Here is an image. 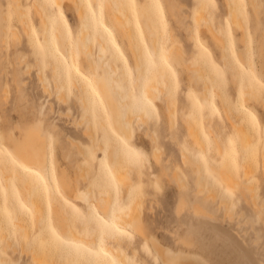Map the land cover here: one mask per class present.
<instances>
[{"label":"bare ground","instance_id":"1","mask_svg":"<svg viewBox=\"0 0 264 264\" xmlns=\"http://www.w3.org/2000/svg\"><path fill=\"white\" fill-rule=\"evenodd\" d=\"M71 1L73 2V6L75 7L76 12L78 13L79 18L81 20V26L80 29L77 31L76 35L73 36L71 33V24L67 18L64 7V4L66 3L65 0H31V6L35 10V15L40 17L39 26L42 31L41 37L38 38L37 32L32 27L31 30H29L30 28L27 30L29 31L28 34L31 33L32 35V37L31 35H29L32 38V40L31 38H29V40H31L32 43L35 45V48H37L36 50H39L40 53L42 54V56L41 54L40 55L36 54L38 57L40 56L41 59L40 58L39 59L42 63H40L39 60H36V62L38 61L43 67L44 61H47L46 64L51 69L52 74L51 72L50 74L53 76L52 78L55 79L53 82L56 85L55 87L53 86L54 90L57 87L56 88L57 91L55 92H57L58 95H56V97L59 96L61 101H63L64 103L65 101L67 102L68 100L67 98H69V95L72 94L74 96L75 103L77 104L76 108H79V110L81 111L80 113L82 114V117L85 120V121L82 120V117H80L82 122H80L79 120L77 122L81 124L85 122V124H83V126L84 125L85 126L83 127L82 132L84 136H86V142L85 143L82 142V144L84 143L86 146L82 151L83 152V157L81 159L82 162L81 163L79 162L80 164L79 163L73 164V162L77 163L76 160L77 157H75L74 155H72L73 156L72 158L74 157L75 158L71 159L70 162L71 157L68 158L67 156L69 155L71 156L72 153L70 154L67 151L69 149L68 148L69 144L70 146L71 144L72 146L75 145L74 139H72L70 135H68L67 138L66 136L67 134L64 133V131H62L63 129L62 130L59 129V126L55 125L53 133L52 135H50V133L43 126L41 118H36L34 116L35 118L32 117L31 120L27 119L23 123H18L15 124V126L12 125L11 127H7L2 123L1 121L2 118L0 117V172L2 174L1 177L4 178V180L6 181V185L8 184V189H9V194L6 201H4L3 195L0 194V246L2 245L6 246L5 249L11 248L12 244L9 238L12 236H17L19 240H22L20 241L22 245V251H24L26 248L28 249V250L26 249L27 251L32 250V249L29 250V248H33L31 247L33 239H36L39 242L38 244L41 245L40 247L44 249L47 248L45 247L47 245L48 251L45 250L44 251L45 254H40L42 252L40 251L39 253L40 255L38 256V254L34 253L35 251L38 252L37 250L38 248H35L37 244L33 243V245L36 244L33 248L36 250L34 252L32 250L31 259H30L31 264H111L112 262H114L115 264H130L129 261L126 259V256L122 253L121 249L119 248L114 249L113 247L103 248L102 246L104 244V238H110L114 240V242H116L117 244H120L123 237L129 236V234L126 231V228H129L149 242L153 250V253H155L160 264H168L169 261H174L175 264H212L207 257H205L203 254L198 253L197 251H192V249L187 250L180 247L178 248L171 247L167 244H163V242H161L156 235L147 233L149 222L146 219L147 216L145 217L144 215L145 211H143V208L145 206L143 207V205L146 200V197H148V195L150 194H148L147 191L148 189L147 190L143 189V187L145 186V182L141 179L142 172L140 171L139 164H134L130 162L127 156L129 150L140 153L139 152L140 150L137 149L135 142V139L140 136L139 135L140 131L136 130V126H134V122H136V124L139 125L138 128L142 127L141 130L145 132V135L151 137L152 157L155 159V163L159 164L163 162L162 160L164 159H161L163 157H161L162 155H160L163 153V150L160 147L162 145L158 144L160 147V153H159V150L156 147V143L158 142H156L157 138L155 134L157 132L154 129L155 130L154 132L156 133L152 134L153 129L152 130L150 129L152 128V126H151V116L149 112L151 110L156 111L159 108L155 96L159 98L157 94L160 93L161 101L167 104L166 106L167 111L168 109H170L169 110L170 112L168 111L169 113L168 112L167 113L170 114L169 116L174 115L172 113L173 111H171V108L172 110L174 108V110L176 111L175 108L176 106L175 107L172 106V104L174 105V103H172L171 92L173 91L174 84L176 83V70L173 68L172 62L174 64L176 59H181L183 62L184 59L187 58V55L188 54L190 55L191 53L186 52L187 55H184L185 52L184 51L182 52V49L176 44V41L174 39V37L176 38V36L173 33H171L172 30L171 29L166 30L162 26V23L157 22L155 14H157L163 19L165 13L164 10L166 11V7L164 6L163 2H161L160 0H153L152 2L153 7L155 4H159L161 6L159 10H157L156 8L154 9L156 10L155 14H153L151 10H149L145 5L146 0H143V2L142 0H135L137 3V8L135 9V16H133V12L131 9L121 7V5L127 3V0H95L98 2V5L103 4L105 7V12L107 17H105L104 15V7H103L102 23L104 27H107L109 29L111 35H109V32H106L104 30V27L100 26L101 9L99 7L97 11L98 12L97 27L92 22L93 17H91L88 8V5L93 6V2L91 0H71ZM103 1H105V3ZM169 1L170 0H168V3H170L169 8L170 10H173L174 8L173 3L177 2V0H175L174 2L172 1L173 3ZM178 1L179 2L176 5L180 6L181 1L180 0ZM16 2L17 1H15V4L17 5L16 9H18L19 11L21 9V11H23V16L24 15L27 16L26 14L27 12L24 13L26 7L24 8L25 10L24 9L22 10L23 7L20 8V5L22 3L18 4ZM21 2L24 1L21 0ZM49 2L52 3L51 5L53 4L56 5L59 14V20L65 27L66 31L63 30L62 27L50 17V14L47 9V6L50 4ZM197 2H198V7L200 8L202 7V9L204 10L206 9L205 11H207L208 8L211 11H213L208 6L206 0H197ZM228 2H227L228 5L227 8H229L228 13L231 14V16L227 13L228 17L222 23H218L217 21L214 22L215 20L213 21V17H206L209 15L204 16L206 12H202L201 14L204 13V15L200 14L199 16V14H197L196 11L194 10L197 5L195 6V8H193L194 10L193 14L196 13L197 18L192 17L190 19L191 20L196 19L197 20L196 22H198V24L196 23V26H194L193 29V27L191 28L192 25L189 22L188 26L190 28L188 27V30L190 29L193 31L192 33V31L189 30L192 33V36L194 35V40L196 44L200 46L201 49L204 51V53H200L198 51L196 52L194 49H191L195 51L193 56L194 58L193 61L194 62L196 61L198 64L199 61H203V64L204 63L206 64L207 62V64H209L208 66L210 65L212 66V67L210 66L209 68L211 71L217 69L219 72L221 71V69L218 68L222 66L223 67V68L221 67L222 69H228L227 71L230 72V75L232 77L230 83L234 82L235 84L233 83L232 84L236 85L237 88V89L234 88L236 89L235 92L238 91L236 94L237 95L236 100L234 102L230 100L231 98L227 94L228 92L227 91H226L227 93L225 92V90L227 89L220 91L221 93L219 92L217 95L220 94L219 95L221 97L220 100L223 99V102H225V107L223 108L227 110L228 116L230 115L231 117L234 118L232 119L229 116L241 136V140H237L241 143V146L243 147L241 148L244 150H248V152H252L249 151V146H251L250 150H252V147L253 149L256 150L255 151L256 154L258 153L259 157L262 158L261 166L263 167V173H264V142L262 143L259 141L261 146H257L258 142L255 141L254 143L253 141L254 137H256L257 135V128L253 124V122L259 124L260 119L256 114V112L249 105L250 104L249 100L252 99L251 100L252 102L255 101V103L257 102V104L259 105L260 103H262V106H264L263 104L264 97H261L260 95L261 90L264 89V82L261 80V78H259V74H258L259 69L257 66L256 59L254 57L251 41L248 36L249 20L246 18L245 20L243 18V7H242V5L245 4L248 5V3L251 4L252 6L255 20H257L259 26V29L257 26L255 27L254 30L256 29L259 30L260 31L259 35L262 36V38L260 39L263 43V47H261L262 56H263L264 55V1L244 0L243 2V0H228ZM194 3H193V7H194ZM1 4L2 3H0V20L3 22V20L5 21L8 18L3 19L1 17L3 16V10H5V9H1ZM179 8H180L179 10H182L181 7ZM173 11L174 13L176 12L175 10ZM19 13L20 12L17 13L18 17L20 16ZM187 14L185 16H188ZM196 14H194L193 16H195ZM212 14L210 15L212 16ZM6 15L7 14H5L4 16ZM219 15L220 14H218V16L216 15L215 17H218L217 19H219ZM23 16L21 14V17ZM26 16H24L23 18L19 17L20 18L19 20L20 21L21 19L23 20ZM25 19L28 22V18ZM137 19L139 21V29H137L136 26ZM252 21L254 24V20ZM2 22L0 23V33L4 34L2 30L5 31L9 28L11 29V31H13L12 34H14L16 37L21 35V34L19 35V33L16 34L18 30L17 28L13 27L14 24L7 23L5 24L6 25L5 26L4 24H2ZM7 22H9V20H7ZM22 24H24L23 25L24 28H28L25 20ZM238 30L242 33L241 35H239L240 38L246 39L245 61L247 63L248 75H250L251 77L250 80L248 79L247 73L245 72L243 62H241V60L238 58V53L235 50L236 46H235L234 36L235 37L237 36L236 33ZM7 31H9L10 33V30ZM7 31H5V34H8ZM118 32H120L127 40L130 52L132 54L133 64L131 62L130 57H127L123 47L121 46L118 37ZM207 32L210 33V36L213 39L214 43L221 49L220 52L222 58L221 60L224 61L223 65L221 66H219V63L217 62L214 55L211 57L209 56V54L205 53L208 51V47L205 45L204 40H202L203 38H200V36H207ZM2 34L0 35V40L3 39V42L1 41L0 42L3 43L2 46H4V42L6 40H4ZM192 36H190V38ZM19 38H20L19 40L20 42L21 36ZM92 42L93 45L91 46L94 47L95 45L94 42H96V44L99 46L97 47V49L101 50L97 52L98 56L100 53V56L99 57L97 56L98 58L94 56L96 55L94 54L96 53V51H94L95 48L93 49V47H90V44H92ZM32 43H30V45ZM25 54H24L25 57L24 56L23 57L26 59L28 58V56ZM21 55L22 54H20V56ZM35 56L33 55V57ZM189 57L190 56H188V59ZM18 58L20 57L17 56V59ZM29 59L33 62L35 61L36 57L35 59L33 58L34 60H32L31 58ZM193 61L192 63L188 62L189 66L193 64ZM237 61L239 63H237ZM24 63L25 60L23 61V63L21 62L20 65ZM39 63L38 64L31 63L33 69H36L34 66L40 65ZM197 63H195V65ZM27 64H29V62ZM205 64L204 67H206ZM31 65L29 66L30 68L32 67ZM41 65L40 67L38 66L36 67L41 68ZM85 65H87V67H85ZM241 65L243 66V68H241ZM189 66H187V68ZM200 66L201 67H199L198 69L196 68L194 70V66L192 65L190 67H192L193 69L192 68L188 69L189 72L190 71L192 72L190 73V75L192 74L191 78L192 79L193 77L195 78L194 83H199L198 85H201L200 82H196V81L198 80L200 81L204 78L202 82L204 84V88L202 86L203 84L201 85L202 86L201 88L204 90L201 91L199 86L197 87L200 89L201 95L198 94L200 92L197 93L194 91L195 92L194 102L196 103V107L198 108V110L201 111L200 108L202 107L200 106V102H202V100L208 101L209 102L208 104L211 107V111L214 112L216 111L215 109H217L216 93L218 92L217 91L218 88L216 87L217 88L216 92L215 89L213 88H215V85L217 83L215 85L213 83L212 85L209 83L212 86V88L210 87L211 89L208 86H206L208 85L207 83L209 82V80L211 82L210 78H212L213 76L212 77L208 76L210 78L206 79L208 75L206 73L207 71H205L206 69L203 68L202 65ZM29 67H27V70ZM42 69L41 71H44V69L43 70ZM2 70L3 69H1V73ZM210 70H209L210 74L211 73L213 74V72H211ZM215 73L217 72H214L213 75L216 76ZM17 74L20 75L21 71L20 72L18 71ZM41 74H43V72L40 73L37 71V75L39 76L38 79H40ZM219 74L220 73H218V75ZM218 75L217 78L215 79H218ZM17 78L22 79L20 76H17ZM22 80H18V82L20 83ZM205 80H208V82ZM218 81L219 83L221 82V80ZM224 81L226 80L224 79ZM44 82L41 83L43 85V86L41 85V87H44L45 85L44 89L48 90L49 92L51 88H49L48 86L47 89L46 88L47 81L45 84ZM156 82H158L157 84L160 83L161 87L158 88L157 87L158 85L156 86ZM20 85L22 86L21 83ZM224 85H225L224 87L222 85L221 86L223 88H227L226 84ZM195 86H197V84H195ZM221 86H219V89H221L220 88ZM0 87L2 88V86ZM207 87L209 88V90H207ZM1 88L0 91L2 90ZM19 88L23 89L22 87ZM93 89L95 91H93ZM64 91L66 92L63 93ZM196 91H198V89ZM22 92L19 91L20 95ZM191 92H192L191 94H193V91ZM155 93L157 94L155 95ZM49 94L51 95L52 93ZM181 95L182 98H184L183 97L184 94L182 93ZM1 98L3 100V97ZM230 101L233 102L232 104L233 106L231 107H229L232 103ZM24 102L22 101V103ZM67 103H69V101ZM182 104L183 107L184 103ZM168 105H170L171 108H169ZM186 105L188 106L187 102L184 108L186 107ZM226 105L229 107V109L226 107ZM51 106H52L51 109L52 111L54 110L53 109L54 106L52 102H51ZM61 107H63V105ZM232 107H234V109ZM25 108L27 107L24 106L23 109L25 110ZM63 109L64 108H62V111ZM195 109L196 108H194V110ZM235 110L236 113L234 114ZM189 111L191 113V110ZM31 112H35V111L31 110ZM66 112L69 113L70 111H68L67 109ZM178 112L181 113L182 109L181 111ZM71 113L72 112H70V114ZM181 114L180 117L182 116L184 118L185 114H183L184 116ZM213 114H212L211 124H209V126L211 125L212 128L215 126L214 128L215 131L212 128H209V130L212 129L209 132H213V131L215 132L214 133L215 135H213L215 139L214 149L211 148L210 140L203 142L205 139L206 140L208 139L206 137L205 138L202 137L204 136V134L200 132L202 136L196 135L198 134L197 129L198 128L200 129L201 127H197V128L194 127L196 126L195 124H197L198 122L201 123V120L199 121V119H197L198 115L195 114L194 112V114L192 113V115L193 116L197 115L196 116L197 118L194 119L195 117L194 118H192L191 116L190 117L192 118V121L194 119V122L197 123L195 124L193 123L195 126L191 124V129H192L191 132L194 131L193 129H195V132L196 131L197 132L196 134H194V132L190 133L189 131L190 129H188L189 134H187V140L189 141V144L192 145V148H189L185 142L179 141L180 146L178 145L179 146L178 150L179 149L181 150L180 163L177 162L176 164H174L176 167L173 170H171L172 168L170 169L168 167V164H166L167 166H165L163 163L161 165L162 169L166 170L162 174L169 176V180L170 178L174 179L175 182H173L172 180L174 184H176L177 181L179 185L178 188L179 189L181 188V198L178 204V211L180 209H190L196 215L213 217V214L215 215L216 212L215 209L217 208L210 207V203H211L210 199L214 198L215 196H219L220 201L219 200L218 201L220 203V206L225 207V209L228 212L232 210L231 209L233 207L232 203L236 204L240 199H242V201H244L248 206H250L252 210L257 214V216L260 217L261 220L264 222V198L261 197L257 191H255L254 189L255 187H253V183L255 182V180L254 179L251 180L253 183L249 181L251 182L250 185L252 184V186H249L248 183L246 184L245 182H243L244 178L243 179L240 178L238 172L242 170L238 171L236 169L238 172L234 170L233 168L234 163L233 164L229 163L231 165L232 168L231 169L230 166L229 167L228 165L225 166L226 164L224 165L221 162L222 161L221 159L223 157V160L225 159L224 160L225 163H228L227 162L228 160H226V157L228 156L225 157L224 154L225 153L227 154L229 152V148H228L229 144L227 146L226 142L228 140L225 142L224 140L227 138L225 135L221 133L223 130L221 127L222 126L221 122H219V119L217 117L216 120H218V123L216 121H213V116H214ZM237 114L238 115L240 114L239 122L235 121L236 120L235 117H238ZM25 115L27 116V114ZM61 115L63 116V114ZM206 115L207 114H204L202 118H204V116ZM210 115L211 114H209L208 116L211 118ZM67 116L68 117L65 116V118L68 119L71 118L69 117V115ZM166 117H168L167 114ZM182 117L180 119L183 120ZM190 117L189 120H191ZM172 118L173 116L170 118L173 122ZM185 119L188 120V118ZM175 120L178 119L174 117V122ZM187 120H183V121H186L184 123L187 124L189 123L190 125V123L192 122H189V120L188 121ZM209 120H204L207 121V124H203V126L204 125L208 126ZM73 122L71 121V125ZM174 122L172 123L173 124L172 127H174ZM74 123H76V121ZM77 123H76V127H79L78 126L79 124ZM200 123H198V126ZM33 124H39L41 126V131L35 134L28 135L26 133H21V131L19 130L20 127H23L25 129L30 128ZM243 126L244 127L247 126L250 131H248L247 128L246 130ZM186 127L190 128V126H186ZM11 128H17V131L13 133L12 136H7L3 134L6 129H11ZM204 130L205 133L206 131L208 132V129L206 130L205 128ZM251 130L252 131L255 130V132H251ZM69 136L71 139H69ZM201 137L204 138V140L201 139ZM56 141L58 142V146L61 149L63 156L67 158V160L71 163L73 168H75L76 176L74 177L71 176L70 171L67 170L66 168L61 170V174L58 176L54 166L55 164L54 151L55 149H57ZM177 141L176 143H178ZM78 142L79 141H76L75 143ZM176 143H173V145ZM77 145L79 147L81 143ZM78 147H75L76 150ZM87 147H89L90 151L88 150ZM232 149L234 151L238 150L236 143L232 144ZM172 150H174V146ZM70 151L71 152L73 151L72 147ZM8 153L12 154L11 158L8 156ZM77 153H79V149ZM238 153L239 151H237L236 154L238 155ZM243 153L245 154H243V156H240L242 157V159L241 158L239 159L241 161L240 163H242L245 160L243 158L244 155L247 154L246 151ZM100 154H102V158L99 160L98 156ZM75 155L78 154L75 153ZM91 155L93 156V158H91ZM171 155L174 156V161H175L176 155L174 154ZM231 156L229 162L232 163L233 161H231L232 159ZM234 156L235 158H237V156L233 154V158ZM255 157L256 156H254L253 159L251 158V156L250 158L249 157H245V158L254 160ZM94 158H96L97 161H101L106 175V178L104 179L103 178L97 179V193H94L91 187V182L90 183L87 182L88 179L85 178L88 176V171L91 170L89 168V163H92V160L95 161ZM168 159L169 157L167 158V160ZM13 160H15L16 162L13 163L12 162ZM168 161L171 162L170 159ZM244 163H248V162L246 161ZM21 164L23 165V168L19 166ZM45 165H47L48 167V178L51 182V190L47 189L46 177L42 172V168ZM243 165L246 168V165L243 163L241 167ZM186 167L192 170L193 180L195 181L194 183H196L195 189L194 186L192 188L194 189V191L192 190L193 194L195 195L194 200L189 199L188 196H185L186 194L184 195L185 193L184 191L187 190V187L190 186L189 182H185L187 181L185 174ZM251 167H253V165ZM25 169H29L30 171H25ZM244 171L245 169H243L242 174L245 173L243 174L245 176L248 171L246 172ZM37 172L39 173V176H36ZM249 174H250V170L246 176H248ZM14 175H16L17 180L22 184L21 194L17 193V191H13L14 190L13 187L16 186L15 184L16 179H13ZM81 178H85L86 182L88 183L85 185V187L84 184L82 186L81 180L83 179ZM85 179L83 180L84 182ZM117 183H121L124 187L123 196L125 200L124 203L122 204L119 203L115 195V186H117ZM187 184L188 186L186 187ZM252 189H254L255 192ZM234 190L237 191L241 190L240 191L241 195L239 194L240 196L238 197V199L233 198V195L231 194L234 193L233 192ZM63 191L68 192L69 196L64 195ZM225 192L229 194V197L230 195H232V197H230L231 199L227 197L228 195H225ZM224 196H226L228 199ZM66 202L70 205L87 204L88 208H86V210L89 211L90 215L97 214L99 222L96 225V227L94 229L85 228V225L88 224L80 222L77 219V213L75 210H71V214L68 211H66L65 209V206L67 205ZM95 209H99L102 213L106 214L107 218H105L101 214H98L95 211ZM53 210H54L53 217L55 218V221L57 223L54 225L50 221L51 220L50 211ZM231 217H233V215ZM33 219L36 224L35 228H39L37 233L36 231L32 233L31 224L33 222ZM104 221H108L109 225L115 222L117 228H119V231H115L114 229L103 223ZM93 224H95V222ZM54 226H60V228L62 229L61 234L60 232H56L52 230ZM77 226H83L82 232L78 231ZM53 232L55 233V235L53 234ZM57 236H59L62 241H66L68 243H62L61 240H57L56 239ZM189 236H191V234L189 235L186 234V236L177 235V238L180 242H183L184 244H188L189 242H192V238ZM28 239L32 240L31 243H29L30 241ZM13 240H11L12 243ZM80 241L83 243H87L88 245H91L92 248L90 249L87 248V246L83 245L82 243L80 244ZM58 243L63 245L65 251L58 248ZM42 244L44 245V247ZM13 246L15 247L16 245ZM13 248H12L13 252L16 249H18L17 247H15L16 249L14 248L15 250ZM82 255H86L90 257L88 260H85V262H82V260L80 259ZM0 259L4 261H8L6 258H2L1 254H0Z\"/></svg>","mask_w":264,"mask_h":264},{"label":"rangeland","instance_id":"2","mask_svg":"<svg viewBox=\"0 0 264 264\" xmlns=\"http://www.w3.org/2000/svg\"><path fill=\"white\" fill-rule=\"evenodd\" d=\"M10 1H11V4H10ZM15 1H17L16 3H18V4L22 3L20 5V8L23 7L22 10L26 7V10L24 9L25 10L24 13L27 12L26 13L27 16L26 15H24V16H26L25 18H28V22H30V23H28L25 18L23 20L21 19V21L19 20L20 18L24 17L23 11H21V9H20V11L18 9H16L17 5L15 4ZM19 1H20V3H19ZM22 1H24L25 3L21 2V0H0V3H2L1 9L6 10V11L3 10V16H1V17L3 19L8 18L5 21L2 19L4 23L1 20L0 21L4 25L7 23L14 24V26L13 25L12 26L14 28H17V30H18V32L16 34H18V33H19V35L21 34L20 35L21 41L19 42L20 36H17L18 37L17 38L14 34H12L13 31H11V29H9L8 27H7L8 29L7 28H5V29L10 30V33L7 30H5V31H7L8 34H5L4 30H2V32L4 34L0 33V35L2 34L4 40H6L4 42V46H2L3 43H1V42H3V39L0 40L1 41L0 42V44H1L0 45V73H1V69H3L2 73L0 74L1 75L0 86H2V88L0 87L2 89L1 90L2 92L0 91V99H1L0 100V115H1L0 117L2 118L1 121L7 127H11L12 125L15 126V124L23 123L27 119L31 120L32 117L33 118H35V117L41 118L43 126L50 133V135H52V133H53L54 126L55 125L59 126V129H61V130L63 129L62 131H64V133L67 134V135L64 134L67 136V138H68V135H70L71 138L74 139V144H75L74 146L75 147H78L77 144L81 143V145H79L77 150L74 146H72V144H71V146L69 144V147L67 146L70 150H71V147L73 149L72 152L69 149L67 151L70 154L72 153L71 156L70 155L67 156L68 158L71 157L70 162H71V159H74L75 157H77L78 158V159L76 158L77 163L73 162V164H78L79 162L81 163L82 162L81 159L83 157L82 151L86 146L84 144L86 142V136H84V134L82 132L83 127L85 126V125L83 126V124H85V122H84L85 120L82 117V114L80 113L81 111L79 110V108H76L77 104L75 103V99H74V96L72 94H70L72 96L69 95V98H67L68 100L65 98L67 100V102L69 101V103H67L64 100L68 105L65 102L63 103V101H61L59 96H57L59 98V100L56 97V95H58V93L55 92V91H57L56 90L57 87L54 90V87L56 85L53 82L55 79L52 78L53 76L51 75L52 74L51 69H50V67L47 66V64H46L47 61H44L43 67L40 64V63H42L40 61L41 58H40V56L38 57L37 55H40L41 53L39 50H36L37 48H35V45L31 41L32 35H31V33L28 34L29 31L27 30L29 28H30L29 30H31V27H32L37 32L38 38H40L41 34H42V31H41L40 26H39L40 17L35 15V10L31 6V0H22ZM91 1L93 2V6H92L91 11H94L97 13V17L93 18L92 22L97 27V25H98V12H97L98 11V2L95 0H91ZM160 1L163 2L164 6L166 7V11L164 10L165 13H164L163 19L160 16H158L157 14H155L156 13V10H154L155 7L152 6L153 0H146L145 5L147 6V8L149 10H151V12L153 14L156 15V20L158 23H162V26L166 30H169V29L172 30L171 33H173L176 36V38L174 37L176 44L182 49V52L183 51L185 52L184 55H187L186 52L191 53L190 55L189 54L187 55L186 59H184V61L187 60V61H185L186 63L184 61L182 62L181 59H176L174 64L172 62L173 68L176 70V83L174 84L173 91L171 92L172 103H174V105L172 103L171 104L173 107L176 106L175 107L176 111L174 110V108L172 110V108L170 106L171 104L168 106H169V108H171V111H173L172 113L175 115V116L172 115L173 116V118H172L173 122H174V117H176V119H178V120H175L174 127H172L173 122L170 119L172 116H169L170 114H168L170 112L169 111L170 109H168V111H169L168 112L167 107H166L167 104L164 103L163 101H161V99H160V93H158V92H157L158 94L155 93V95L157 94L159 97V98H157V96H155L156 101L159 105V108L157 109L158 111L157 110L156 111L151 110L149 112V114L151 116V126H152V128H150V129L151 130L153 129L152 134L157 132L155 134L156 138H157L156 142H158V143H156V147L158 148L159 153H160V147L162 148L163 153L161 152L162 154H160V155H162L161 157H163V158H161V159L166 160V161L162 160L163 161L162 163L165 166H167L166 164H168V167L170 169L172 168L171 170H173L176 167L174 164H176L177 162L180 163V160H181V150L180 149H179L180 151L178 150V148L180 146V142L183 141L187 144V146L189 148H192V145L189 144V141L187 140V134H189L188 129H190L189 130L190 133L194 132V134H196V132L198 131V134H196V135L202 136V134H204V136H202V137H204V138L206 137L208 139L204 140V138H202V137H201V139L204 140L203 142L210 140L211 148L214 149L215 139H214L213 135H215L214 134L215 133L214 132L215 126L213 128L211 127V125L209 126V124H211L212 114L214 113L213 114L214 115L213 121H216L218 123V120H216L218 118L219 122H221V125H222L221 127L223 129L221 133L223 135H225L227 138V139L223 138V139H225L224 141L225 142L227 140L229 141V142L227 141L226 143H227V146L229 144L228 148H229V152H231V153H229L228 151H226L228 153L224 154L225 157L228 156V157H226V160H228L227 161L228 163H225V161H224L225 159L223 160V157L221 159V156H220V159L222 160L221 161L222 164H224V165L226 164L225 166L228 165V167L230 166V168H231L230 164L234 163L235 167H236L235 168L234 164H233L234 170H236V169L238 171L242 170L239 172L237 170L236 171L239 173L241 179L244 178L243 182H245L246 184L248 183L249 186H252V184L250 185V183L252 182L251 180L254 179L255 182L254 183L252 182V183H253V187H255L254 188L255 191H257L260 194V196L264 198V173H263V167L261 166L262 165V158L259 157L258 153L256 154V152H255L256 150L253 149V147H252V150H250L251 146H249V151H252V152H248V150L242 149L243 147L241 146V143L239 141H237V140H241V136H240L239 132L237 131L236 126L234 125L233 121L230 119L231 116L229 115L230 116L229 117L227 110H225V108H223V107H225V102H223V99H221L222 101L220 100V98H221L219 96L220 94L217 95L220 91L227 89V90H225V92L226 91L228 92V93L227 92L226 93L231 98L230 100H232L234 102L236 100V97H237L236 94L238 91L235 92L237 89L236 85H233L235 83L234 82H232L233 84L230 83L232 77L230 75V72L227 71L228 69H222L223 67L221 65H223L224 61L221 60L222 59L221 53H220L221 49L214 43L209 32H207V36H200V38H203L202 40H204L205 45L208 47V51L205 53L209 54V56H211V57L214 55L217 62L219 63V66H221L222 68L221 67L218 68V69H221V71H219V72L217 69H215L216 71L215 70L211 71L209 69L211 65L208 66L209 64H207V62H206V64L204 63L206 67H204L203 61H199V64L202 65V67L206 69L205 71H207L206 73L208 75H207L206 79L213 76L212 77L213 79L210 78L211 82L209 79H208L209 82H208V80H205L208 82L207 83L208 85H206V86H208L209 88L210 87L212 88V86H211L212 83L214 85L217 83L216 85H218V86L215 85V88H213V89H215V92L218 88V90H217L218 92L216 93V98H217V103H216L217 109H215L216 111L212 112L211 107L208 104L209 102L204 101V100H202V102H200V106L202 107V108H200L201 111L198 110V108L196 107V103L194 102V100H195L194 93L200 92L198 94L201 95V91L204 90L201 88L202 86L204 88V84L202 83L204 78L200 81L199 80L196 81V82H200L201 85L203 84L202 86L198 85L199 83H194L195 78L194 77H193V79L191 78L192 74L190 75V73H192V72L191 71L189 72V70H188V69L192 68V67H190L192 65L194 66V70L196 68L198 69L199 67H201L196 61L195 62L193 61L194 60L193 56H194L195 51L196 52L198 51L200 53H204V51L201 49V47L196 44V42L194 40V35L192 36L193 31L189 29L190 31H192V33H191L188 30L189 22L192 25L191 28L193 27V29H194V26H196V23L198 24V22H196L197 21L196 19L191 20L190 18H192V17L197 18V14H199V16H200V14L202 12H206L205 15H204V13L201 15H204V16L209 15L206 17H213V21L215 20L214 22L217 21L218 23H222L228 17V14H229L228 13L229 8H227L228 0H227V2H226V0H206V2L208 3V6L215 12L211 11L209 8L207 9V11H205L206 9L204 10V9H202V7L201 8L198 7L197 0H180L181 1L180 3L182 6L176 5L179 2L178 0H177V2H174L175 0H170L169 2H172V1L174 2V3L173 2L172 3L174 4L173 10L176 11L175 13L173 10H170V8H169L170 3H168V0H160ZM194 1H195V3H194ZM65 2L66 3L64 4V7H65L66 15H67V18L71 24V33L74 36V35H76L77 31L80 29L81 20L79 18L78 13L76 12L75 7L73 6V2L71 0H65ZM103 2L105 3V1H103ZM142 2H143V0H142ZM192 2L194 3V7H193ZM243 2H244V0H243ZM135 3H136V1H135ZM51 4L52 3H50L47 6L50 17L55 22H57L62 27L63 30L66 31L65 27L63 26V24L59 20V14H58L57 8L52 7ZM2 5H3V8H2ZM9 5H11L12 7L9 8ZM136 5H137V3H136ZM183 6H185V7H183ZM195 6H196V8H195ZM179 7H181L182 10H179L180 9ZM197 7H198V9H197ZM242 7H243V18L244 19L246 18L249 20L248 36H249V39L251 41V46H252V49L254 52V57L256 59L257 66L259 69L258 70L259 78H261V80L264 82V55L262 56V51H261V47H263V43L260 39V38H262V36L259 35V33H260L259 30H257V29L254 30L255 27L258 26V22H257V20H255L254 11L252 9L251 4L248 3V5L247 4L242 5ZM193 8H195L194 10L197 13V14L194 13V14H196L195 16H193L194 15L193 14V12H194ZM245 8H246V11H245ZM17 10L20 13L22 12L21 14L23 17H21L20 13H19L20 18L18 17ZM202 10H204V11H202ZM208 11H209V14H208ZM245 12H246L247 16H246ZM4 13L7 15L4 16L5 15ZM128 13H130V12H128ZM214 13L217 16H218V14H220L219 19H217L218 17H215L216 15ZM186 14L188 16L190 14V16L189 17L185 16ZM210 14H212V16ZM104 15H105V17H107L106 12H105V7H104ZM173 15H175V16H173ZM229 15L231 16V14H229ZM241 18H242V16H241ZM7 20H9V22H7ZM24 20L26 21V25L28 26V28H24V26H23L24 24H22L24 22ZM252 20H254V24H253ZM185 23H186V25H185ZM28 24H30V25H28ZM258 29H259V26H258ZM241 34L242 33L238 30L236 33L237 36L236 37L234 36V41H235V46H236L235 50L238 53V58L241 60V62H243L245 72L247 73L248 79L250 80L251 77H250V75H248L247 63L245 61L246 60V39L240 38L239 35H241ZM29 35H31V37ZM2 36H1V38H2ZM4 36H7V37H4ZM190 36H192V37L190 38ZM118 37H119L121 46L123 47L127 57H130L131 62L133 64L132 54L130 52L126 38H124V36L120 32H118ZM29 38H31V40H29ZM14 40H17V41H14ZM16 42H18V43H16ZM30 43H32V44L30 45ZM94 44H95L94 47L91 46V45H93V42H92V44H90V47H93V49L95 48L94 51H96V53H94V52L93 53L96 54L94 56L96 58H98L100 56V53L98 56L97 52L101 51V50L97 49V47H99V46L96 44V42H94ZM33 45H34V47H33ZM27 48H29V49H27ZM185 49H186V51H185ZM187 49H189V50H187ZM191 49H194L195 51L191 50ZM32 51L33 52L35 51L34 54ZM192 53H193V55H192ZM20 54H22V55L20 56ZM24 54L27 55L28 58L25 59ZM33 55L34 56L36 55L35 56L36 59H35V57H33ZM101 55H103V54H101ZM17 56H19L22 59H20V58L17 59ZM41 56H42V54H41ZM188 56H190L189 59L192 56L191 59L193 61V64L190 66H189L188 62L192 63V61H191V59L190 60L188 59ZM184 57H186V56H184ZM29 58H31L32 60L35 59V61L32 62ZM23 59L25 60V63L20 65L21 62L23 63V61H24ZM28 60H30L31 62ZM36 60H39L40 63L38 61L36 62ZM180 60H181V62H180ZM28 62L30 65H31V63L32 64H36V63L38 64L39 63L41 65V68H38V67H40V65H35L34 67L36 69H33L32 65H31L32 67L30 68L29 67L30 65L27 64ZM195 63H197L196 64L197 66L195 65ZM36 66H38V67H36ZM187 66H189V67L187 68ZM27 67H29L28 70H27ZM85 67H87V65H85ZM224 67H225V65H224ZM42 68L44 69V71H41ZM18 69H21V70H18ZM17 70L19 72L21 71L20 75H18L19 73L17 74V72H18ZM209 70L211 72H213V74H214V72H217V73H215L216 76L213 75L212 73L210 74ZM37 71L40 73L43 72V74H41V77L43 76L42 79L40 77L41 80L38 79L39 76L37 75ZM50 72H51V74H50ZM218 73H220L221 75L220 74L218 75ZM16 75L20 76L24 80L17 78ZM217 75H218V79H215V78H217ZM208 76H210V77H208ZM219 77H220V79H219ZM51 79H53V80H51ZM224 79L226 81H224ZM18 80L23 81V83H22V81L20 82L22 84V86L20 85ZM44 80H45V82H44ZM214 80H216V81L221 80V82L219 83V81L216 82ZM41 81L44 82V84L47 81L46 88L48 89V86H49V88H51L52 91L49 89L50 91L48 92V90L44 89L45 85H44V87H41V85H42ZM190 81H192V82H190ZM222 81H224L225 83ZM226 82L229 84H227ZM157 83L158 82H156V86L158 85L157 86L158 88L161 87L160 83L159 84H157ZM195 84H197V86H195ZM219 84H221L223 87L225 86L224 84H226L227 88H223ZM198 86L201 89V91L199 88H197ZM219 86H221L220 87L221 89H219ZM19 87H22L23 89H20ZM208 87H207V90H209ZM234 88H236V89H234ZM43 89L46 92H44ZM197 89H198V91H196ZM22 90H23V92H22ZM19 91L22 92L21 93L22 96L20 95ZM191 91H193V94H191L192 93ZM54 92H55V94H54ZM65 92L66 91H64L63 93H65ZM49 93H52L51 94L52 96ZM182 93L184 94L183 97L186 100L184 98H182V95H181ZM179 94L181 97L179 96ZM202 94H203V92H202ZM260 95H261V97H264V89L261 90ZM1 97H3V100ZM6 97H7V99H6ZM24 97H25V99H24ZM66 97H68V96H66ZM187 100H189V101H187ZM251 100H249V103H250L249 105L256 112V114L258 115V117L260 119L259 124H257L256 122H253V124L257 128V135H256V137H254L253 141H254V143H255V141H257L258 142L257 146H261L259 141L262 143L264 142V106H262V103H260V105H259V104H257V102L255 103V101L252 102ZM22 101L23 102L25 101V102L22 103ZM232 101H230V102H232ZM51 102L53 103V106H54V108H53L54 110H52V111H51V109H52ZM186 102H187L189 107L192 105L193 106L195 105L194 108H196L195 110L197 112L194 110L193 106L190 107V109H189V107L186 105V107L184 108ZM222 102H223V104H222ZM233 102L231 103V105L229 107L233 106L232 105ZM61 103H63V104H61ZM182 103H184L183 107H182V105H183ZM26 104H27V106H26ZM189 104H191V105H189ZM30 105H32V106H30ZM62 105H63V107H61ZM24 106L27 107V108H25L26 113H25V110L23 109ZM72 106H73V108H72ZM70 107H71V109H70ZM226 107L229 109V107L227 105H226ZM62 108H64L63 111H62ZM180 108L182 109V112H183V113L181 112L182 114L180 112H178V111H181ZM232 108L234 109V107H232ZM30 109L32 111H35V112H31ZM67 109H68V111H70L72 113L70 114V112L69 113L66 112ZM184 109H186V110L188 109L187 110L188 113ZM189 110H191V113ZM193 111L198 116L197 115L193 116L192 115V113L194 114ZM77 112H78V114H77ZM184 112H186V113H184ZM24 113L27 114V116ZM176 113H177V116H176ZM235 113H236V110H235L234 114ZM61 114H63V116ZM166 114L168 115V117H166ZM180 114L181 115L185 114L184 118L181 116L183 118V120H187L185 118H188V120H189L190 116L192 118L195 117L194 119H196L198 117L197 119H199V121L201 120V123L198 122V123H200L198 126V123L194 122V119L192 121L191 117H190L191 120H189V122H192V123H190V125H189V123L188 124L184 123L186 121H183L182 119H180L181 118ZM204 114H207L206 115L207 118L209 117L208 115L211 114L210 115L211 118L209 117L210 120H209V118L207 119L206 116H204V118H202ZM67 115H69V117H71V118H69L70 120L68 118H65V116L68 117ZM239 115H238V117H235L236 115L234 116L236 119L235 120L236 122L237 121L239 122V120H240ZM80 117H82V120H84L83 124L77 123L78 120L80 122H82ZM214 117H215V119H214ZM231 118L234 119L233 117H231ZM204 120H209L208 121L209 127L207 125L203 126V124H207V121H204ZM71 121L72 122L76 121V123L79 124L78 125L79 127H76V123H74V122H73L74 124L72 123V125H71ZM11 122H13V123H11ZM193 123L194 124L197 123V124H195L196 126ZM191 124L195 126L194 128L201 127L202 129L200 128L201 129L200 130L198 128L200 131L197 129L196 132H195V129H193L194 131L191 132V130H192ZM134 126H136V130L140 131L139 132L140 136L135 139V142H136L137 149L140 150L139 152L143 157V162L141 164H139L140 171L142 172V174H141L142 178L141 179L145 182V186H144L145 188L143 187V189H146V190L148 189L147 190L148 194L151 195L150 196L147 194L148 197H146V200H145L144 205H143V207L145 206L144 207L145 209L143 208V211H145L144 215H145V217L147 216L146 219L149 222V226L147 228V233H151V234L156 235L160 239V241L163 242V244H167L171 247H174V248L180 247V248H184L187 250L192 249V251H197L198 253L203 254L205 257H207L212 264H264V222L261 220L260 217L257 216V214L252 210V208L250 206H248L244 201H242V199H240L238 201V203H236V204L232 203L233 207L231 208L232 210L230 211L232 213H230L225 209V207L220 206V203H219L220 197L215 196L214 198L210 199L211 203L209 202L210 207L217 208V209H215L216 212H215V215L213 214V217L196 215L190 209H180L178 211V204H179V201L181 198V188L180 189L178 188L179 185H178L177 181H176V184H177L176 185L173 183V182H175L174 179L170 178V180H169V176L162 174L164 171H166L165 169H162V167H161L162 163H159V164L155 163V159L152 157L151 137L146 136L145 132H143L141 130L142 127L138 128L139 125L136 124V122H134ZM186 126H190V128L186 127ZM205 128H206V130L208 129V132L206 131V133L204 130ZM209 128H212L214 131L209 132L212 130V129L209 130ZM244 128L245 129L247 128L248 131H250L247 126H245ZM154 129L156 130V132H154L155 131ZM251 132H255V130H253V131L251 130ZM155 135H154V137H155ZM70 136H69V139H71ZM79 136H80V138H79ZM76 141H79V142L75 143ZM160 141L161 142L163 141V142L161 143ZM176 141L179 144L176 143ZM82 142H84V143L82 144ZM170 143H172V144H170ZM173 143H176V144L173 145ZM235 143H236L237 148H238L237 151H239L238 155L236 154L237 151H234L232 149V144H235ZM158 144H160L162 146L159 147ZM56 146H57V149H55V151H54V155H55L54 166H55V169H56L58 176L61 174V170L65 169V168L70 171L71 176H73V177L76 176L75 168H73V166L67 160V158H65L63 156V153L61 152V149L59 148L57 141H56ZM80 146H81V148H80ZM173 146H174L175 152L177 150L176 153L174 152V150H172ZM87 148L90 151L89 147H87ZM193 148H196V147H193ZM78 149H79V153H77ZM74 151H77V152H74ZM233 151H234V153H233ZM245 151H246V153L247 152L248 153L246 155H244L243 159H245V160L242 163L246 165V168L244 165L242 166L243 167L242 168L241 167L242 163H240L241 161L239 159L240 158L242 159V157H240V156H243V154H245L243 152H245ZM179 152H180V155H179ZM75 153L78 155H75ZM250 153H253V154H250ZM171 154L176 155L175 159L176 160L178 159V160L174 161V156H172ZM233 154L236 155L237 158H235V156L233 158ZM72 155H74L75 157L72 158L73 157ZM253 155L256 156L254 160L245 158V157L250 158V156H251V158L253 159V157H254ZM177 156H179V157H177ZM230 156L232 157V159H231V161H233L232 163L229 162ZM168 157L171 160V162L168 161L169 159L167 160ZM91 158H93L92 155H91ZM101 158H102V154H100L98 156L99 160ZM237 159H238V161H237ZM76 160H74V161H76ZM94 160L95 161L92 160V163H89V168L91 170L88 171V176H87L88 178L87 177H85V178L88 179L87 182H89V183L91 182V187H92V190L94 191V193H97V179L98 178L104 179V178H106V175H105V171H104V168L102 166L101 161H97L96 158H94ZM223 161H224V163H223ZM246 161L248 163H244ZM237 162H239V163H237ZM236 163H237V165H236ZM247 164H248V167H247ZM252 165H253V167H251ZM183 166H185V165H183ZM240 167H241V169H240ZM243 169H245L244 172H246V171L249 172V170H250L251 175L249 174L248 176H246L248 174V172H247L246 175L244 176L243 174H245V173L242 174ZM42 172H43L44 176L46 177L47 189L51 190V182L48 178V167H47V165L43 166ZM185 174H186V180H187L185 182H189L190 186L187 187L188 186V184H187L186 185L187 190L183 189V190H185L184 191L185 193L184 192L183 193H184V195L186 194L185 196H188L189 199L194 200L195 195L193 194V191L195 189L196 183H194L195 181L193 180L192 170L186 167ZM241 175H243L244 177ZM1 176H2V174L0 172V183H1L0 184V186H1L0 187V194L3 195V199H4V201H6L8 198L9 189H8V184L6 185V181ZM85 178H81V179L84 180ZM13 179H16V182H15L16 186L13 187V189H14L13 191H17V193L21 194L22 193V184L17 180L16 175H14ZM86 179H85V182L83 180H81L82 186L84 184V187L86 184H88L86 182ZM172 180H173V182H172ZM249 181H251V182H249ZM193 186H194V189H192ZM190 187H191V189H190ZM254 189H252V190L254 191ZM191 191H192V193H191ZM240 191L241 190H238V191L234 190L233 191L234 193H231L233 195V198L238 199V197L241 195ZM226 193L227 192H225V195H228L227 197H229V194L228 193L226 194ZM63 194L66 196H69L68 192L63 191ZM123 194H124L123 185L121 183H117V186H115V195H116V198L118 199L120 204L124 203V200H125ZM232 195H230V197H232ZM224 197H226V196H224ZM233 198H232V200H233ZM66 204H67L65 206L66 211H68L71 214V210H75L77 213V219L80 222L88 224V225H85V228H93L94 229L96 227V225L99 222L97 214L90 215L89 211L86 210V208H88L87 204L77 205L76 203H74L76 205H70L67 202H66ZM95 211L98 214H101L105 218H107V215L102 213L99 209H95ZM53 212H54V210L50 211V218H51L50 221L54 225L57 223L55 221V218L53 217V214H54ZM232 215H233V217H231ZM94 222H95V224H93ZM35 225L36 224H35V221L33 219V222L31 224L32 233L35 231L37 233L39 230V228H35ZM77 229H78V231L82 232L83 226H77ZM52 230L56 231V232H60V234H61L62 229L60 228V226H54ZM126 231L129 234V236L123 237L120 244H117L116 242H114V240H112L110 238H104V244L102 245L103 248L113 247L114 249H118V248L121 249L122 253L126 256V259L129 261L130 264H160L159 260L157 259L155 253H153V250H152V248H151V246L147 240H145L143 237H141L140 235H138L137 233H135L134 231H132L129 228H126ZM186 234L187 235L191 234V236H189V237L192 238V242H189L188 244H184L183 242H180L177 238V235L186 236ZM8 237H10V236H8ZM13 237H15V238H13ZM9 239H10V242L12 244L11 248L5 249L6 246H3V245L0 246V254L2 255V258H6L8 261H4V260L0 259V264H13V263L31 264L30 263L31 254H32V250H33V252L36 250V249H33L36 244H37V246H39V247H37V246L35 247V248H38L37 249L38 252L35 251L34 253L38 254V256L40 254H45L44 253L45 250L48 251L47 250L48 246L46 245L45 247H47V248H45V249L40 247L41 245L38 244L39 242L36 239H33V241L31 239L30 240L28 239L30 241L29 243H31V241H32L31 247H33V248H29V250L32 249L31 251H27L28 249L26 248L27 250L26 249L25 250L27 252L24 249H23L24 251H22V245L20 243V241H22V240H19V238L17 236H12ZM11 240H13V243ZM26 241H27V239H26ZM33 243H36V244L33 245ZM81 243L83 245L87 246V248H90V249L92 248V246L88 245L87 243H83L80 241V244ZM13 245H16L15 247H17L18 249H16ZM43 247H44V245H43ZM12 248L15 250L14 252L12 251ZM58 248L65 251V249L63 248V245L60 243H58ZM40 251H42V252L40 253ZM89 257L90 256L82 255L80 257V259L82 260V262H85V260H88ZM111 264H115V263L112 262Z\"/></svg>","mask_w":264,"mask_h":264},{"label":"snow or ice","instance_id":"3","mask_svg":"<svg viewBox=\"0 0 264 264\" xmlns=\"http://www.w3.org/2000/svg\"><path fill=\"white\" fill-rule=\"evenodd\" d=\"M12 6L9 5V8H11ZM52 7H56V5H52ZM98 7L101 9V20H100V26L101 27H104L103 23H102V10H103V7L104 5L103 4H100L98 5ZM121 7H125V8H128V9H131L132 12H133V16H135V9L137 8V5L135 3V0H127V3L124 4V5H121ZM154 7L159 10L160 9V5L159 4H155ZM88 8H89V11H90V15L91 17L93 18H96L97 17V13L94 12V11H91L92 9V6L91 5H88ZM136 26H137V29H139V21L137 19L136 21ZM104 30L106 32H109V29L107 27H104ZM109 35H111V33L109 32ZM237 63H239L237 61ZM241 68H243V66L241 65ZM86 79V78H85ZM93 91H95L93 89ZM19 130L21 131V133H26L28 135H31V134H35L37 132H40L41 131V126L39 124H33L30 128H23V127H20ZM17 131V128H11V129H6L5 132L3 133L4 135H7V136H12L13 133H15ZM8 156L11 158L12 154L11 153H8ZM127 156L130 160V162L134 163V164H141L143 162V157L140 153H137L135 151H132V150H129L128 153H127ZM13 163H15L16 161L13 160L12 161ZM21 168H23V165H19ZM25 171H30L29 169H25ZM36 176H39V173L37 172L36 173ZM103 223H105L106 225H108L109 227H111L112 229H114L115 231H119V228H117L115 222L111 223L109 225V222L108 221H104ZM53 234L55 235V233L53 232ZM57 240H61V238L59 236L56 237ZM62 243H68L66 241H62ZM168 264H175L174 261H169Z\"/></svg>","mask_w":264,"mask_h":264}]
</instances>
